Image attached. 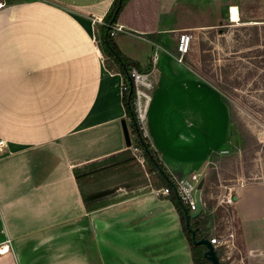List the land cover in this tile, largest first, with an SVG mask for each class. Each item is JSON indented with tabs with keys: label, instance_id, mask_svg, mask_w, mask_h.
Segmentation results:
<instances>
[{
	"label": "crops",
	"instance_id": "0c3cea01",
	"mask_svg": "<svg viewBox=\"0 0 264 264\" xmlns=\"http://www.w3.org/2000/svg\"><path fill=\"white\" fill-rule=\"evenodd\" d=\"M112 1L0 0V247L6 248L0 264H101L100 257L110 255L104 243L115 250L118 241L113 212L136 208L159 187L128 155L135 137L126 146L123 80L115 67L106 68L96 40ZM181 1L156 0L150 28H130L137 11H127L115 23L123 32L113 36L142 70L156 53L148 72L156 88L143 131L166 171L180 178L204 170V152L212 145L204 143L194 155L190 141H179L177 127L167 128L166 121L212 137L197 126L204 123L200 98L207 96L221 117L218 142L228 118L220 93L173 54L171 35L213 23L212 12H198L196 0L188 8ZM220 1L221 11L234 6L239 14L238 5ZM198 16L204 20L199 24ZM148 30L160 34L158 42L146 38ZM236 192L231 256L235 264H264V182ZM200 197L203 210L209 209Z\"/></svg>",
	"mask_w": 264,
	"mask_h": 264
},
{
	"label": "rangeland",
	"instance_id": "374dc122",
	"mask_svg": "<svg viewBox=\"0 0 264 264\" xmlns=\"http://www.w3.org/2000/svg\"><path fill=\"white\" fill-rule=\"evenodd\" d=\"M189 2L192 1L183 0L180 4L188 8ZM230 2L238 5L242 20L239 24L228 21L227 7L221 11L220 0H196L193 4L197 11L212 12L213 23L187 30L193 38L189 52L181 61L178 62L176 48L173 51L178 64L220 93L228 110L225 134L218 142L215 141L221 135V117L207 96L200 98L205 104V108H201V120L203 118L204 123L198 120L197 126L206 128L214 138L207 137L208 134L203 136L202 132L193 128L187 133L180 123L166 121L167 128L177 127L175 133L179 141H190L191 145L189 142L187 144L192 146L194 155L202 152L204 143L212 145L209 151L205 147L207 159L203 172L181 177L188 180L196 175L198 181L204 177L201 193L207 200V213L216 206L215 199L221 192L224 193V187H233V191H237L243 185L264 182V18L260 12L261 2ZM201 21H204L203 17L198 16V24ZM178 37L177 33L171 35L175 47ZM155 88L151 90V102ZM128 131L131 135V128ZM135 149L133 140L128 155L134 164H138L134 155L140 157L141 151ZM212 153L218 157L214 161L210 157ZM142 165L147 170L144 161ZM148 174L152 184L156 178ZM161 198L152 192L144 196L143 202L137 200L136 208L113 212H116L113 216L120 224L116 228L118 241L115 250L109 248L107 243H104V247L102 244L110 255H102L101 264H192L179 216ZM125 212L127 215H124ZM109 228V222L101 226L102 239ZM90 229L92 231V225ZM221 256L223 252L220 251L218 257L222 264H235L232 256L229 260H221Z\"/></svg>",
	"mask_w": 264,
	"mask_h": 264
},
{
	"label": "trees",
	"instance_id": "16d2710c",
	"mask_svg": "<svg viewBox=\"0 0 264 264\" xmlns=\"http://www.w3.org/2000/svg\"><path fill=\"white\" fill-rule=\"evenodd\" d=\"M156 0H113L106 14L102 19V24L98 26V46L104 56L106 68L115 67L120 73L123 80L122 104L125 110V115L130 121L131 133L135 137V146L141 151V157L145 162L149 173L153 174L159 182V187L167 188L168 199L173 205L176 213L179 216L182 232L188 243L190 258L192 264H210L204 257L206 251L205 246L196 245L191 237V232H194V240L209 239V230L207 222L209 214L202 211L196 218H188L186 226V216L191 212L189 207L180 199L177 193L176 181L180 176L170 174L162 165L157 153L154 151L148 138L144 135L142 126L136 119L134 109V93L130 77V68L134 67L139 72L148 73L151 69L152 58L145 70H142L136 61L126 57L117 47L112 36H110L111 26L117 21H124L123 17L127 11L136 10V17L129 21V27L133 29L143 28L152 25L154 19V6ZM152 30V29H149ZM147 31L146 38L154 42H158L159 33ZM211 159L214 161L217 157L215 153L211 154ZM158 187V188H159ZM157 188V189H158ZM216 255H219V250H215ZM222 264V263H221Z\"/></svg>",
	"mask_w": 264,
	"mask_h": 264
},
{
	"label": "built area",
	"instance_id": "2783aa9c",
	"mask_svg": "<svg viewBox=\"0 0 264 264\" xmlns=\"http://www.w3.org/2000/svg\"><path fill=\"white\" fill-rule=\"evenodd\" d=\"M3 6V3L0 2V8ZM231 7L228 8L230 11ZM123 32V27L118 24L111 26L110 36H115L117 33ZM193 36L189 32H183L178 37L177 42V54L178 61L189 52L190 44ZM156 53H153L152 61H154ZM130 77L133 86L134 93V109L137 121L144 128L146 115L148 108L151 102V90L155 88L156 82L152 79L150 73L139 72L136 68H130ZM144 130V129H143ZM138 151V149H135ZM139 163H143V158L136 156ZM176 181L177 193L180 199L189 207L191 212H194L196 209L195 203V188L198 183L196 175L190 177V179L180 178ZM224 193H220L216 197L215 204L216 206L209 210V220L207 222V227L209 230V243L223 252L221 260L231 258L233 250H236L235 245V235L236 228L234 225V205L237 201L238 195L236 191H233V187H224ZM156 196L166 197L168 195L167 188L154 189L152 191Z\"/></svg>",
	"mask_w": 264,
	"mask_h": 264
},
{
	"label": "water",
	"instance_id": "95a60500",
	"mask_svg": "<svg viewBox=\"0 0 264 264\" xmlns=\"http://www.w3.org/2000/svg\"><path fill=\"white\" fill-rule=\"evenodd\" d=\"M121 127H122L125 144L126 146L129 147L131 143L130 135H129L128 127L124 120L121 121ZM203 183H204V177H202L196 185L195 193H194L196 209L194 212H190L189 215L186 216V226H187L188 218H196L203 211V205H202V201L200 197ZM191 237L196 245L205 246L206 251L204 252V257L207 259V261H209L210 264H221L220 258L216 255L215 248L209 243L208 239H201V240L195 241L194 232H191Z\"/></svg>",
	"mask_w": 264,
	"mask_h": 264
},
{
	"label": "bare ground",
	"instance_id": "6f19581e",
	"mask_svg": "<svg viewBox=\"0 0 264 264\" xmlns=\"http://www.w3.org/2000/svg\"><path fill=\"white\" fill-rule=\"evenodd\" d=\"M227 13H228L227 15H228L229 22L236 23V24H239L242 22L241 17L238 14L237 7L232 6L230 11L228 10ZM4 251H6V248L0 247V253H3Z\"/></svg>",
	"mask_w": 264,
	"mask_h": 264
}]
</instances>
